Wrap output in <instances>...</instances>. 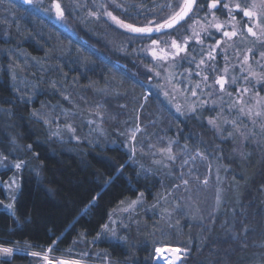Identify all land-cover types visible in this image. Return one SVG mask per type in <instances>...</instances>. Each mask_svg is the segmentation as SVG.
I'll use <instances>...</instances> for the list:
<instances>
[{"label": "trees", "instance_id": "trees-1", "mask_svg": "<svg viewBox=\"0 0 264 264\" xmlns=\"http://www.w3.org/2000/svg\"><path fill=\"white\" fill-rule=\"evenodd\" d=\"M96 1L87 0L90 5ZM110 1L116 5L117 15L132 19L152 14L170 0ZM59 2L76 35L33 5L0 0V158L23 161L22 168L15 169L19 184L13 212L0 209V245L26 252H15L0 264H36L42 259L28 253H44L49 248L53 255L81 259L71 256V252H79L76 243L81 240L83 253H91V248L103 251L114 264H155L156 246L172 243L152 242L148 236L152 216L144 207L138 214L142 222L127 230L119 227L118 239L101 236L92 241L122 201L143 192V204L148 205L169 182L165 169H146L145 156L138 154L142 149L149 154L147 146L152 143L164 146L170 141L174 142L172 149H199L204 154L201 159L216 170L221 189L219 203L208 219L192 218L188 225L179 219L176 237L186 239L185 264H264V157L260 159L249 140L241 157L233 153L236 127L231 121L240 123L237 110L201 97L207 103H196L195 112L175 113L150 83L152 79L138 74V59L121 52L130 51L133 36L104 23L124 36L123 50L112 48L102 37L104 31L93 25L97 20L85 16L88 8L82 6V0ZM216 13L224 16L221 9ZM201 56L196 44H189L187 55L174 64L177 70L172 83L178 85L177 77L183 80L186 69L195 79ZM105 81L127 93L147 89L149 96L142 108L136 104L125 115L121 102L110 99L109 108L116 116L102 128V134L77 124V140L54 137L43 111H61L79 98L91 100ZM190 90L189 86L187 95ZM154 105L156 112L165 111L161 113L167 114L166 119L148 121V109ZM126 115L130 121H125ZM211 117H217L218 133L208 123ZM133 124L141 130L135 145L140 150L132 158L119 132H128L126 126ZM11 169L1 171L2 178ZM90 260L86 261L93 262Z\"/></svg>", "mask_w": 264, "mask_h": 264}, {"label": "rangeland", "instance_id": "rangeland-1", "mask_svg": "<svg viewBox=\"0 0 264 264\" xmlns=\"http://www.w3.org/2000/svg\"><path fill=\"white\" fill-rule=\"evenodd\" d=\"M20 1L24 2V0ZM225 2L234 4L236 2L243 3V0H225ZM247 2L251 3L252 0H247ZM52 3L53 0H32L31 4H26L33 5L40 11L50 14L58 25L76 35L73 23L65 15V7L61 5L64 9V18L59 19L56 16L55 9L52 7ZM82 6L86 9L88 8V12H86L85 15L88 19L93 18L95 21L97 20V22L93 23V25H95V27L98 26L101 31H104L102 37L109 45H111L112 48L116 46V49L123 50L122 44L124 43V36L121 34L118 35L109 29V26L104 25V23L114 26V28L120 30L125 35L131 37L133 36L132 39L129 38V46L131 48H129L130 51L127 50L126 52L123 50L121 52H125L126 55H133L138 59H135V63L139 67L138 74L143 77L147 76L150 80L152 79L150 83H154L156 90L171 104L175 113L182 115L187 112H192L191 109L196 106V103H202L203 100L200 99L201 97L213 98L217 101L218 105H225L228 103V109L237 110L238 119L240 120V123L238 124L239 128L234 129L235 140L232 143L233 153L241 157L243 155L244 146L249 140L248 142L256 148L260 159L264 157V128L261 127V125H264V115L260 117H255L254 115L249 117L247 115H241L238 111L240 107H244L246 110L248 108H253V112L256 110L264 111V106H261L260 108L255 107L257 100L256 92L259 91L260 96L264 97V84H257L256 79L249 74L250 71L258 74L264 73V58H261L259 55L260 52L264 51V36H259L258 39L257 37H252L247 34L246 29L244 28V23L247 18H244L242 13L233 12V15L236 16V21H232L228 16L227 10L220 7L219 9L222 10L224 16L222 17L216 13V22L223 24L224 27L220 32H217L214 27L209 26V23L212 21L211 15H207V19H205L207 12L205 9V11L197 12V14L193 16L192 19L187 20L186 23L182 22L183 26L178 25L179 27H176L175 29L166 30L168 33L167 35L164 31H162L161 33L153 32L149 37L144 34L130 33L126 29L118 27L113 21H111L110 18L104 15L105 8L107 11H112L114 15L124 20L126 23H131L136 26H144L150 20L162 22L168 15L171 14V8L165 6L162 8L159 7L156 12L148 14V17L145 15H135L131 17L132 19H125L117 15V7L112 4L110 0H97L92 3V5H90V2H87V0H82ZM92 12L96 13V15H90ZM90 20L92 21V19ZM194 20H198L199 23L194 25ZM233 23H236L238 31H242L243 35L238 34L231 40L224 38L220 47L217 48L214 53L215 59H209L207 57L209 46L214 45L215 40L221 39L223 31H231ZM88 24H91V22H88ZM201 26L207 29V32L201 31ZM192 27H195L197 31H200L203 44H196L195 39H193L190 44H196L197 52L202 55L201 58L205 60V63L200 65V67H197V70L194 71L196 76L195 79L190 74L188 69L183 70L185 77L183 80H180V76H178L177 82L179 84L177 85L176 83H172V78L176 79V77L173 76L174 71L177 70L174 64L178 62V60L183 59L187 53H181L180 56L176 57L175 61L169 59L167 62H164L154 58L152 51L155 49L159 55V48L166 46L164 44L153 46L151 41L153 39H158L160 41H168L169 44L174 38L179 41H183L186 36L192 35ZM256 31L259 34V30L256 29ZM207 33H211V36ZM94 35H96V32ZM139 36H144L146 38H140ZM134 37H137L138 40H135ZM207 38H213V41L206 42L205 39ZM201 49H203V51H201ZM248 49H252V52L249 53ZM245 55L249 56L248 65H242L241 63ZM201 58L198 60L199 62ZM249 65L251 66L250 69ZM225 67L228 69L227 73L224 72ZM242 67L243 71L241 70ZM198 72L200 75H196ZM157 73H159V75H157ZM204 76L208 77L207 81L203 80ZM219 76H226L229 81L225 85L224 92H220L219 85L214 83L215 79ZM245 76H248L247 81L244 79ZM232 78H235L236 80L234 84L232 83ZM194 83L200 85L199 88H196V97L191 95V91L188 95L186 92L189 86L191 89L196 87V85H193ZM244 88L249 89L248 93H242ZM199 89L200 93L198 91ZM238 89L240 90L239 92L237 91ZM94 92L95 95L92 96L91 100L79 98V101H70L68 107L63 108L61 111L51 112L49 111L50 108L43 111V113H45L44 117L51 124L49 129L54 137L77 140L79 138V133L76 128L77 124L85 125V128H89L98 134H102V128H105V125L108 122L113 123L116 116L114 110L109 108V104H111L110 99H117L116 101L119 100L118 102H121L119 103V106L123 108L124 111L122 112H124L125 115V113L130 111L131 108H134L136 104H139L138 109L142 108L145 104L143 101H145L146 97L149 96L147 89L142 92L127 93L125 90H122L119 85L117 86L110 81H105L104 85L96 88ZM238 98H242L243 103L237 104L236 101ZM126 103H128V106H126ZM177 106L181 109L179 112L177 111ZM161 112L165 111L161 109L156 112L155 105L153 108L148 109V121L155 123L162 121L164 117L166 119L167 114L165 113L164 115ZM81 117H83V119H81ZM253 119L255 120V123H253ZM128 120L130 121V117L126 115L125 121ZM68 125H71L72 128L75 129V132L69 131L67 127ZM137 128L141 130V127L134 126L133 124L132 126H126L129 133L127 131H125V133L122 131L119 132V135L123 139L122 143L130 150L132 158L135 156L132 154V146L133 143L136 145L137 138L134 142H132L130 138L133 132H135L136 137L138 136L137 134L140 130L136 131ZM215 129L218 133L220 126L217 125ZM241 133H244V135H247L249 138L244 139V136H242ZM168 145L169 143L166 142L164 146L160 143H152V145L147 146L150 148L149 154L145 152V149L140 150V147L135 146V154L140 150V154H138V156H145L143 158L147 163L143 166L146 169H165V173L169 177V182L165 183L162 190H159L155 194L153 201L148 205L143 204V201L141 200L140 203L132 208H129L131 201L137 198L125 199L112 211L110 214L111 219L109 217L107 223L111 227H114L116 231L119 227L124 226H126L124 229L127 230L130 226H136L139 221L142 222V219H140L138 214L141 212L140 209L144 207V209L152 216V219L149 220L151 225L149 226L148 234L152 242H154L155 245L160 244L162 241L168 244L172 243L171 245L156 246L154 249L153 263L162 264L161 262L157 263L158 252L156 249L165 250L166 256H172V251L176 248H180L182 251L179 253L176 252V256H180V259L177 260L176 264H185L187 260V251H183L185 249L183 246L186 244V239L182 237L178 239L176 237L178 233V224L180 222L179 219H185L187 225L191 222L192 218L208 219V217L213 214V206L217 207V197L221 190L219 188L220 181L217 179V175L215 174L216 170L213 165L211 166L210 164H207V162L201 159V156L197 155L198 151L201 153L199 149H189L185 147L172 149L171 155L176 157V159L172 161L168 159L167 153H161L160 151L161 148H165ZM185 161H187V163H185ZM14 164L15 163L12 162H5L0 158V172L6 171L8 168H13V170L11 169L5 177L2 178L0 175V201H3V203H0V209L7 212H13V209H9L7 205L13 204V196L15 197L19 184L18 174L15 173V168L13 167ZM205 178L208 180L206 185L203 183ZM13 179L16 181V186L10 188L8 182ZM183 180H188L189 183L184 185L182 183ZM175 185H180V187L177 188ZM147 220L148 219L146 218V221ZM112 221H115V224H112ZM102 236L112 239L108 233H105ZM82 243V240L77 241L76 246L79 252H71V256L81 258L80 260L83 259V261L90 260L91 258L90 261H93L89 262L91 264H105V253L103 251L91 248L92 251L89 253L90 250L88 248V255L84 256L82 252ZM17 252L26 253L24 249ZM49 254V256H56L51 252ZM66 254L70 256V254ZM57 257L63 259H75L65 256ZM39 258L42 259V257ZM108 261H110V264H114L109 257ZM36 264H44L43 259L41 262L38 261Z\"/></svg>", "mask_w": 264, "mask_h": 264}, {"label": "snow or ice", "instance_id": "snow-or-ice-1", "mask_svg": "<svg viewBox=\"0 0 264 264\" xmlns=\"http://www.w3.org/2000/svg\"><path fill=\"white\" fill-rule=\"evenodd\" d=\"M25 3H32V0H24ZM52 7L55 9V13L57 18L63 19L64 18V9L62 8L61 4L59 3V0H53ZM103 7V6H102ZM168 8H171V14L168 15L162 22H155V21H148V23L144 26H136L131 23H126L124 20L120 19L116 15L113 14L112 11H107L105 8L104 15L111 19L118 27L126 29L130 33L135 34H144L147 36H151L153 32L161 33L162 31L165 32L167 35L166 30L175 29L178 25L183 26L182 22H187V20L192 19L193 16L197 14L199 11L207 10L205 19H207V15H211L212 21L209 23L210 27H214L217 32H220L222 28L224 27L223 24L216 22V11L219 10L220 7L227 10L228 16L231 18L232 21H236V16L233 15V12H239L242 13V16L244 18H247L246 22L244 23V28L246 29V32L248 35L252 37H257L259 39V36H264V0H252L251 3H248L247 0H243L242 2H236L234 4H230L228 2H225V0H203L201 3L200 0H170V2L165 6ZM90 15L95 16L96 13L92 12ZM99 18V17H97ZM198 20H194L193 24H198ZM239 23V22H237ZM256 29L259 30V34L256 31ZM201 31L207 32V29L203 28L201 26ZM192 35L186 36L183 41H179L177 39H172L170 44L168 41H160L158 39H153L151 41L153 46H159L160 44H164L166 47L159 48V55L155 49L152 51V55L154 58H157L161 61L167 62L169 59L175 61L176 57L180 56L181 53H187L188 47L190 42L195 39L196 44L202 45L203 40L201 39L200 31H197L195 27L191 28ZM209 36H211V33H207ZM243 35L242 31H238L236 23H233L232 30L231 31H223L221 39L215 40L214 45L209 46V51L207 52V57L209 59L214 60L216 52V49L220 47L222 40L224 38H227L228 40H231L233 37H236L237 35ZM203 51V49H201ZM248 52L251 53L252 49H248ZM261 58H264V51L259 53ZM227 58V57H225ZM193 57V61H194ZM205 63V60L201 58L199 64L197 67H200V65H203ZM242 65H248L249 64V56L245 55L242 60ZM251 66L249 65V69ZM243 71V67L241 69ZM228 69L225 67L224 72L227 73ZM251 76H253L256 79L257 84H264V73H256L250 71L249 73ZM159 75V73H157ZM196 75H200V73H196ZM244 79L247 81L248 76H245ZM204 81L208 80L207 76L203 77ZM228 79L226 76H219L215 79L214 83L216 85H219V91L224 92L225 91V85L228 83ZM236 82L235 78H232V83L234 84ZM200 85L197 84L195 88H192L191 95L193 97L197 96L196 88H199ZM210 87V86H209ZM240 91L239 89L237 90ZM249 89L244 88L242 90L243 94L248 93ZM211 94V93H210ZM256 108H260L261 106H264V97L260 96V92H256ZM67 98V97H66ZM202 103H207L206 101H202ZM237 104L243 103L242 98H238L236 101ZM181 109L179 106H177V111L179 112ZM192 112H195L196 109L193 107L191 109ZM239 113L241 115H247L249 117H252L253 115L255 117H260L264 115V111L256 110L253 112V108H248L247 110L244 107L239 108ZM208 123L210 125H213L214 127L217 126V117H211L208 120ZM225 123H229L228 121H225ZM253 123H255V120L253 119ZM231 124L233 127L239 128V125H237L236 121H231ZM69 131L75 132V129L72 128L71 125L67 126ZM262 128H264V125H261ZM140 129L137 128L136 131H139ZM229 136H232V133H228ZM242 136H244V139H248L249 137L247 135H244V133H241ZM131 141L134 142L136 139L135 132L132 133ZM172 143L173 141L169 142V145L165 148H161V153H167L168 159L174 161L176 159L175 156L171 155L172 153ZM31 145H29V148ZM132 154L135 155V144L133 143L132 146ZM198 156L203 157V153L197 152ZM3 160H7V156H2ZM194 159V158H193ZM187 163V161H185ZM23 166V161H17L13 167L17 170L21 169ZM123 167V166H121ZM9 187L16 186V181L13 179L8 182ZM182 183L184 185H187L189 183L188 180H183ZM203 183L206 185L208 183L207 178L203 180ZM175 187H180V185H175ZM144 196V193H139V196L137 199L132 200L131 204L129 205V208L134 207L138 203L141 202L142 198ZM95 200V197L93 198ZM13 200H15V197L13 196ZM0 203H3V201H0ZM217 203H219V197H217ZM7 207L9 209L13 208V204H8ZM111 219V217H110ZM112 224H115V221L111 222ZM124 226V225H122ZM126 227V226H124ZM245 232H247V229H244ZM105 233L110 234V238L118 239L116 234V229L114 227H111L108 223H105L101 225V232L97 233L96 238L92 241V243H95L97 240L101 238V236ZM55 243V242H53ZM14 249L11 247H5L3 245H0V254H3L5 256H11L13 254ZM19 251V249H17ZM52 251L51 248L47 249L45 253L40 252H31L30 255L33 257H42L44 264H82V260L80 259H72V260H65L63 258H50V256L47 253H50ZM157 252L160 251V249H156ZM174 251L177 253L181 252L182 250L180 248H176ZM183 251H187V249H184ZM84 256H87L88 253H83ZM176 259L179 260L180 256L177 255ZM105 264H110V261H108L107 255L104 256Z\"/></svg>", "mask_w": 264, "mask_h": 264}, {"label": "bare ground", "instance_id": "bare-ground-1", "mask_svg": "<svg viewBox=\"0 0 264 264\" xmlns=\"http://www.w3.org/2000/svg\"><path fill=\"white\" fill-rule=\"evenodd\" d=\"M158 260L162 264H176V262H177L176 251H172V256H170V255L166 256V251L160 250L158 252Z\"/></svg>", "mask_w": 264, "mask_h": 264}, {"label": "built area", "instance_id": "built-area-1", "mask_svg": "<svg viewBox=\"0 0 264 264\" xmlns=\"http://www.w3.org/2000/svg\"><path fill=\"white\" fill-rule=\"evenodd\" d=\"M17 252V250L14 249L13 253ZM45 253V252H44ZM43 254V253H42ZM48 255H50L49 253H47ZM13 255V254H12ZM12 255L11 256H5L3 254H0V260H10L12 258ZM50 258H58L57 256H50ZM65 260H72V259H68V258H64ZM82 264H91L89 262H86V261H83L82 260Z\"/></svg>", "mask_w": 264, "mask_h": 264}, {"label": "water", "instance_id": "water-1", "mask_svg": "<svg viewBox=\"0 0 264 264\" xmlns=\"http://www.w3.org/2000/svg\"><path fill=\"white\" fill-rule=\"evenodd\" d=\"M160 261L159 260H157V263H159Z\"/></svg>", "mask_w": 264, "mask_h": 264}]
</instances>
